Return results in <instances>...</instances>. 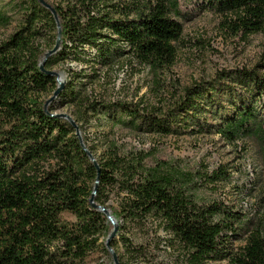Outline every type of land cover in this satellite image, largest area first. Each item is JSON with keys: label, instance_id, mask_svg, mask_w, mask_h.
<instances>
[{"label": "trees", "instance_id": "obj_1", "mask_svg": "<svg viewBox=\"0 0 264 264\" xmlns=\"http://www.w3.org/2000/svg\"><path fill=\"white\" fill-rule=\"evenodd\" d=\"M210 1L230 15L227 27L236 35L264 34V0ZM13 2L21 17L13 34L0 41V264H83L109 254L105 241L111 223L90 202L98 169L75 127L54 115L56 103L73 107L87 148L93 154L102 150L95 202L107 206L120 224L112 240L120 264L148 260L154 240L166 241L172 251L179 246L173 264L218 259L264 264L263 222L255 224L224 202L200 201L203 179L226 183L228 171L219 167L202 175L173 164L148 165L149 152H124L108 138L110 132L95 139L86 133L95 121L102 130L110 124L111 131L120 126L159 136L215 133L229 143L263 142L264 52L253 66L166 91L162 74L174 65L175 42L183 33L175 18L181 14L179 0H56L61 46L45 68L68 61L82 67L68 68L64 89L46 111L58 82L40 64L56 44L57 21L38 0ZM10 22L11 16L0 10V25ZM134 60L155 74L156 91L167 96L160 98L161 105L89 90L111 83V74ZM113 197L117 205L110 204ZM149 226L151 241L134 243L127 236L129 228ZM159 229L169 237L159 236ZM239 229L244 244L232 246Z\"/></svg>", "mask_w": 264, "mask_h": 264}, {"label": "rangeland", "instance_id": "obj_2", "mask_svg": "<svg viewBox=\"0 0 264 264\" xmlns=\"http://www.w3.org/2000/svg\"><path fill=\"white\" fill-rule=\"evenodd\" d=\"M13 1L0 0V10L11 16L8 25H0V41L13 34L21 17ZM46 1L53 5L56 0ZM179 6L181 14L174 17L182 23L183 33L175 42L177 57L174 65L169 72L162 74L161 79L165 83L166 91L173 92L174 87L180 89L196 83L205 84L225 71L253 66L263 54L264 34H252L248 38L236 35L227 27L226 20L230 15L218 12L210 0H179ZM69 67L78 70L82 65L68 61L58 64L53 70L66 81ZM110 77L111 83L100 87L91 85L89 90L102 92L107 98L135 102L142 100L145 105L159 106L160 101L167 98L160 96L162 91H156L155 74L136 60L118 68ZM56 104L57 113H67L73 117L72 106ZM102 132H110L108 138L114 139L126 153L149 152L146 159L148 165L158 162L173 164L185 171H199L202 175L211 174L213 170L222 167L231 177L226 183L213 185L203 179L198 191L200 201L224 202L233 210L253 219L255 224L264 223V141L246 138L229 143L215 133L159 136L134 132L120 126L111 131L110 124L102 130L95 125V121L86 130L92 139L99 138ZM101 153V149L95 152L96 159ZM117 201L113 197L110 204L117 205ZM111 228L113 229L112 223ZM236 234L231 238L230 244L243 245L244 231L239 229ZM158 235L162 238L169 237L163 229H159ZM127 236L131 237L134 243H143L151 241L154 232L150 226L143 230L129 228ZM102 240L104 238H101ZM153 242L150 250L152 256L138 264H173V259L179 254V246L176 245L172 251L173 248L167 246L166 241ZM119 251H123L121 242ZM83 264H114V259L110 252L101 253L92 256ZM205 264L228 263L227 260L218 259L209 260Z\"/></svg>", "mask_w": 264, "mask_h": 264}, {"label": "water", "instance_id": "obj_3", "mask_svg": "<svg viewBox=\"0 0 264 264\" xmlns=\"http://www.w3.org/2000/svg\"><path fill=\"white\" fill-rule=\"evenodd\" d=\"M38 1L44 7H46L47 9H49L53 13V15H54V17H55V19L57 21V25H58V36H57L56 44L51 50L47 51L44 54L43 59H42L41 64H40L41 65V69L43 71H45L47 74L55 76L57 78V82H58L56 90L47 99V101L45 103V109H46V111H48V106L50 105L51 102H53L60 95V93L62 92V90L65 87V82H66L61 77V75L58 72H56L54 70H46V68H45L46 60L51 55H53L54 53H56L60 49L61 36H62V27H61L60 18L58 16V13H57L56 9L54 8V6L51 3L47 2L46 0H38ZM54 115L66 118L73 125V127H75L76 133H77L78 137L80 138V141H81V144H82L83 148L87 151L90 159L92 160V162L94 163V165L98 169V177H97V180H96V183H95L94 191L92 193L90 202L93 205V207H95V208L99 209L100 211H102L103 213H105V215L109 219L110 223H112L113 229L111 230L110 234L108 235L105 243H106V247L108 248L109 252L113 256L114 264H120L119 255L116 252V250L112 247V240L117 236V234L119 232L120 224L117 221V219L112 215L110 209L107 206L99 205V204H97L95 202V196H96V192H97V189H98V186H99L100 174H101L99 163H98L96 157L94 156V154L87 148L86 144L84 143L83 136L81 134L80 128H79L77 122L73 119V117L71 115L67 114V113H54Z\"/></svg>", "mask_w": 264, "mask_h": 264}]
</instances>
